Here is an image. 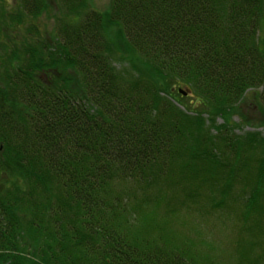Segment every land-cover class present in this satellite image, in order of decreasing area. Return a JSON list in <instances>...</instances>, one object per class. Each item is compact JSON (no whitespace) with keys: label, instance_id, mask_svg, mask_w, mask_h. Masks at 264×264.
<instances>
[{"label":"trees","instance_id":"16d2710c","mask_svg":"<svg viewBox=\"0 0 264 264\" xmlns=\"http://www.w3.org/2000/svg\"><path fill=\"white\" fill-rule=\"evenodd\" d=\"M20 2L26 15H37L44 3ZM60 2L70 18L56 17L61 51L44 54V41L32 38L20 40L18 50L1 44L0 175L5 160L24 171L23 185L0 184V264H209L191 245L153 241L139 218L150 220L147 202L162 195L146 193L164 173L176 172L178 159L202 161L213 154L208 145L223 141L264 144L256 133L244 141L224 136L216 123L249 88L262 89L264 109V48L257 42L264 0H111L104 13L84 10L86 0ZM71 6L84 7L77 13ZM24 23L26 36L37 28ZM110 28L119 46L111 45ZM121 47L133 49L146 71L174 75L197 92V104L172 105L148 74L116 67L110 54ZM48 63L73 71L78 86H69L64 73L66 82L62 75L53 85L43 80L50 79ZM176 173L171 183L178 187L167 202L179 209L180 195L187 203L193 195ZM124 183L126 212L108 201L121 196ZM128 186L142 190L138 200L129 201ZM222 194L207 192L204 200L213 198L224 212ZM259 195L253 192L246 206Z\"/></svg>","mask_w":264,"mask_h":264},{"label":"rangeland","instance_id":"374dc122","mask_svg":"<svg viewBox=\"0 0 264 264\" xmlns=\"http://www.w3.org/2000/svg\"><path fill=\"white\" fill-rule=\"evenodd\" d=\"M43 1V7L37 15H26L19 11L21 9L20 0H0V53L1 44L13 42V50H18L20 40H30L31 38L34 41H44L46 48H44V52L47 51L44 54L50 52L53 55L55 52L61 51V46H58L53 38L56 35L54 28L57 24L56 17L65 16L62 19L68 18L67 20L70 18L64 12L60 0ZM110 4L111 0H86L87 8L83 7L84 10L93 9L104 13L109 10ZM71 7L74 10L77 9V7ZM83 7L79 6L81 9H77V13L82 12ZM71 12L74 11L71 10ZM260 13L264 15L262 10ZM74 19H78L77 14H71V21ZM24 21L34 22L37 27L27 36L24 32L25 28H23L26 25ZM262 25L264 26V23ZM111 26L112 24L108 22L107 27ZM108 34L111 45L119 46L118 40L113 37L115 36L114 28L108 29ZM257 42L263 49L264 27L258 30ZM114 52L115 54L112 52L110 57L115 60L116 64L114 65L116 67L123 70L127 69L132 74H138V72L148 74L143 76L151 78L160 90H164L159 94L166 93L170 97L172 105L184 109L180 103L191 107L197 104L195 99L199 97L197 92L189 90V87L182 84L174 75L146 71L145 64L133 49L121 47ZM45 59L49 61L47 56ZM61 65L63 64L58 62V66ZM46 66L44 68L50 70L48 76L50 79L44 75H41V78L50 85L54 84V77L61 78L62 75L64 82H66V76L70 75L73 81L70 82L69 86H78L77 76L72 77L74 73L70 69L51 68L49 63ZM63 73L67 75L65 76ZM261 90L260 87L245 90L239 100L227 111L230 115L225 116L226 121L220 117L216 119V123L222 125L224 136L231 137L230 135L235 133L240 135L241 140L244 141L245 135L250 132L256 133L259 139L264 137V109L259 99ZM14 105L19 106L15 103ZM196 108L199 110V106ZM206 110L215 114L217 112L208 108ZM211 133L213 134L214 131ZM261 142L258 140L252 146H242L241 144L223 141V143L208 145L213 154L202 161L192 163L186 158L181 159V162L178 159L174 170L180 171L181 175L189 181L190 192H188L193 195V200L187 203L180 195L179 200L184 204H181L179 209L171 208L167 201L171 197L173 200L174 190L178 187H174L171 182H174L178 175L176 172L164 173L159 186H151L149 193H146L150 197L154 193L162 196L147 202L146 209L150 220L144 222L139 218L140 225L144 226L145 229L148 227L149 232H151V239L155 242H161L166 237L169 241H178L181 243L180 246L183 243V246L185 244L191 245L202 254L203 260L206 257L209 264L210 259L213 261L211 264H245L239 261L248 259L255 261L254 264H264V185L263 189L260 187L264 184V170L263 182L258 183L260 159L261 161L264 159V144ZM186 150L184 155H186ZM192 158L193 156L190 159ZM3 164L6 167L0 175L1 187H6L5 183L9 184L8 182L23 185L18 172L24 170L22 168L20 170L16 166L12 167V164H7L6 160L3 161ZM262 164L264 169V163ZM216 165H218L217 169H215ZM201 179L207 180V182H201ZM127 191L131 194L128 198L129 201L138 200L142 193V190L138 192L135 187L129 186ZM255 191L260 192L257 197L259 199H256L252 203V207L248 208L246 204ZM116 192L121 196L118 199H108V201L126 212V183ZM207 192L211 194L225 192L222 194L224 195L222 196L224 212H222L223 208L212 205L213 198L204 200V194ZM153 231L155 232L153 233ZM175 244L178 243L175 242Z\"/></svg>","mask_w":264,"mask_h":264}]
</instances>
